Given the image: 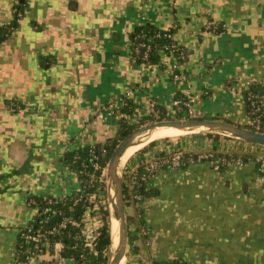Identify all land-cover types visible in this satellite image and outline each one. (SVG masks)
I'll use <instances>...</instances> for the list:
<instances>
[{
	"label": "crops",
	"instance_id": "1",
	"mask_svg": "<svg viewBox=\"0 0 264 264\" xmlns=\"http://www.w3.org/2000/svg\"><path fill=\"white\" fill-rule=\"evenodd\" d=\"M146 23L174 29L187 51L181 80L172 61L132 56V33ZM0 27V264H25L18 245L37 214L32 196L81 187L65 154L115 138L125 97L137 115L157 105L173 115L177 94H190L203 116L242 125L251 124L245 89L264 83V0H0ZM244 151L264 148L196 131L132 158L137 171L156 155L198 157L157 171L132 205L139 249L130 244L128 264H264L256 154L222 169L205 158Z\"/></svg>",
	"mask_w": 264,
	"mask_h": 264
},
{
	"label": "trees",
	"instance_id": "2",
	"mask_svg": "<svg viewBox=\"0 0 264 264\" xmlns=\"http://www.w3.org/2000/svg\"><path fill=\"white\" fill-rule=\"evenodd\" d=\"M8 34V31L5 28L0 27V39L4 38ZM132 44H131V54L138 62H146L144 59V52H142L140 48V44L144 43L146 46L150 47L148 53V62L156 63L159 62L161 59V54L167 45H171L173 43L176 44L178 49H180L181 53L184 56L180 59L182 62H186L187 59V51L186 49L180 45L174 38V29H160L155 26L153 23H146L143 25H139L135 28L131 36ZM182 49L184 51H182ZM169 50V49H168ZM169 53V51H167ZM245 97H246V104L249 116L252 120L253 117L257 116L261 113V123L257 130L264 132V109L262 108V104L260 107L262 110L256 111L254 107H252L248 101V94L251 92L254 93L256 96L260 97L261 92H264V86L261 83H255L248 88L245 89ZM177 99L184 100L186 99V95L178 93ZM124 105L121 107V112L126 116L121 117L118 127V135L113 139L107 140L104 145L101 147L98 146H91L85 147L84 149H78L75 151L67 152L64 157V162L74 171L78 173V177L81 181V187L76 190L75 192L68 194L63 197H57L52 195H34L32 196L37 203L40 204L39 211L41 212L37 217L34 224L38 225V222L42 220L45 229H51L54 226H59L65 216H71L73 221L67 222L65 227H59L60 230L58 233L52 236L53 241L60 240L64 244L63 254L65 256H70L74 258L77 264H107L108 256L107 252L109 251L111 245V217H110V209L104 208L103 205L94 209L95 203L97 200L90 201L91 195L93 193H97L98 188V179L100 178L103 168L106 166L108 159L110 158L112 152L115 149V144L113 143L116 141V144L119 143V140H122L127 135H129L136 127L139 119L143 122L147 119H151V114L143 115L141 118L137 119L135 116L138 113L136 103L129 97H125ZM154 110L157 113V117L159 120L161 119H168L171 115L170 111L160 107L157 105ZM176 118L183 119L187 116V109L181 106L180 109L177 110L176 108ZM154 115V113H152ZM156 116V115H155ZM202 118H210V119H220L219 117H213L204 115ZM142 122V123H143ZM245 127L256 129L253 125L248 124ZM209 134H214L216 136L220 135V133L216 132H208ZM231 137V136H229ZM154 144V143H153ZM216 147V143H215ZM105 148L107 152L102 155L101 149ZM91 149H93L94 153H91ZM221 157H226L229 159L230 162H234L237 158L236 155H219ZM216 155V156H217ZM195 159H198L195 157ZM217 159V157H216ZM95 164L99 165V168H95ZM145 165L141 164L136 173L137 175H142L145 171ZM227 166V165H225ZM224 165L220 168H224ZM258 172L261 176H264V169L262 167V163L260 161L257 163ZM96 180L92 181V176ZM151 178H147L143 181L140 186H136L135 188L131 189L130 185L127 182H124V198L126 205H129L131 201V190H134L135 193L141 195V199L147 196L150 193V187L148 182ZM53 199L54 202L47 203L44 199L46 198ZM139 203H136L139 205ZM139 207V206H138ZM45 208V210H44ZM91 209L92 214H96L101 211L103 216V224L98 229V235L93 243V249L86 248L85 250L82 248V240L80 238L82 233V228L84 226V222L82 221V217L87 209ZM127 223L129 227V243L131 244L133 251H137L139 249L138 246L134 244V241L139 238L136 233H133L131 230V226L136 223V219L133 216L127 215ZM143 224V228H145L144 220L141 221ZM137 232V228L135 229ZM148 238V236H146ZM18 245V253L19 258L23 260L26 257V254L23 252L25 245L23 239H20ZM26 246V245H25ZM81 254H84L85 257L81 258ZM161 263H171V264H187L183 260H175V261H166Z\"/></svg>",
	"mask_w": 264,
	"mask_h": 264
},
{
	"label": "built area",
	"instance_id": "3",
	"mask_svg": "<svg viewBox=\"0 0 264 264\" xmlns=\"http://www.w3.org/2000/svg\"><path fill=\"white\" fill-rule=\"evenodd\" d=\"M141 50L144 52V59L146 62H148V53L150 50L149 46H146V44L141 43L140 45ZM169 49V50H168ZM169 51V53H167ZM182 51H184L182 49ZM161 55H164L165 58H161L159 61L160 65L167 66V64L172 61L168 65L169 70L171 72V75L173 77L174 81H179L183 77V68H184V62H182L180 59L184 56L183 53H181L180 49L176 46L175 43L171 45L165 46L163 52ZM169 61V62H168ZM264 86V83H262ZM120 104L119 111L121 113V117L127 115L123 114L121 112V107L124 105V101ZM195 99L192 97V95L187 94L186 99L180 100L175 99L174 100V107L178 109L181 108V106L185 107L187 109V116L184 119H199L203 117V114L200 110L196 108L195 105ZM248 101L252 107L255 108L256 111L262 110L260 107V104H262V98L256 96L254 93L248 94ZM261 113H259L257 116L253 117L251 120V125L256 124L254 127L256 129L259 128L261 121ZM91 153H94L93 149L90 150ZM107 152L105 148L101 149V154L104 155ZM212 156L209 155L205 156V158H211L213 160V165L216 169H220L221 166L230 165L231 162L226 157H221L220 159H214ZM198 158V157H197ZM195 156H193L192 159H187L181 152H177L174 155L165 158V159H157L154 161H150L145 165V172L142 175H137L136 171H131V189L135 188L136 186H140L143 181L147 178H151L156 174L157 171L164 169V168H176L183 164H185L187 161H194ZM258 159V158H257ZM259 160V159H258ZM262 163L264 167V157H262ZM261 161V159L259 160ZM240 163V162H238ZM95 168L98 169L99 165L95 164ZM94 177V174L92 178ZM131 195H133L134 199H131L135 203H139L141 199V195L138 193H135L134 190H131ZM94 197V194L91 195L90 201H94L95 199H92ZM46 198V197H45ZM47 201V203L54 202L53 199L46 198L44 199ZM33 203L35 204L37 208V214L33 218V220L29 223L27 227L23 229L21 232V238L23 239L25 247L23 252L26 254V257L23 259L25 264H77L76 260L70 256H65L63 254L64 250V244L62 241L57 240L53 241L52 236L59 232V227H65L67 222L73 221V218L71 216H65L62 223L59 226H54L51 229H45L43 221L40 220L38 222V225L34 224L36 221V217L41 213L39 211L40 204L37 203L35 199H33ZM45 210V208H44ZM98 218V220H97ZM93 215H91V209H87L82 217V221L84 222V226L82 228L81 233V240H82V248L85 250L86 248L93 249V243L98 235V229L103 224L101 221L102 219L100 217H96L97 223L96 227L93 226ZM100 224V225H99ZM85 255L81 254V258H84ZM166 264V263H161ZM171 264V263H167Z\"/></svg>",
	"mask_w": 264,
	"mask_h": 264
},
{
	"label": "water",
	"instance_id": "4",
	"mask_svg": "<svg viewBox=\"0 0 264 264\" xmlns=\"http://www.w3.org/2000/svg\"><path fill=\"white\" fill-rule=\"evenodd\" d=\"M143 52V50H142ZM138 122H141L139 119ZM252 125H256L255 123ZM161 126H174L189 132L208 131L236 137L253 144L264 146V132L257 129L245 127L221 119L199 118V119H172L160 120L135 128L129 135L116 145L107 164L108 197L112 207L113 216L118 220L119 241L114 243V233L111 230V245L107 264H120L123 256L128 257L129 252V227L127 223V206L124 198V179L121 174V158L132 145L140 143L137 137L151 133ZM113 190V194H112Z\"/></svg>",
	"mask_w": 264,
	"mask_h": 264
},
{
	"label": "rangeland",
	"instance_id": "5",
	"mask_svg": "<svg viewBox=\"0 0 264 264\" xmlns=\"http://www.w3.org/2000/svg\"><path fill=\"white\" fill-rule=\"evenodd\" d=\"M152 113H154V115L152 114ZM151 119L149 118V119H147L146 121H142L141 120V122H138L137 124H136V127L135 128H137V127H139V126H142V125H146V124H150V123H152V122H156V121H160L159 120V118L157 117V113H156V111L154 110V111H152L151 113ZM149 115V114H148ZM156 115V116H155ZM143 115H137V116H135V118H137V119H139V118H141ZM209 116V115H208ZM172 119H177L176 118V113L175 114H173V115H170L169 117H168V119H161V120H172ZM143 122V123H142ZM246 124H248V122H246V123H244V124H242V125H245V126H247ZM200 132H208V131H200ZM190 133H193V132H186L185 134H182V135H178V136H173V137H163V139L162 138H157L156 140L154 139L153 141H149L147 144H146V146H143V147H141V148H139L138 150H136V151H134V153L131 155V157H129L128 158V160L125 162V163H123L122 164V167H121V174L123 175V179H124V182H127L129 185L131 184V176H132V170H131V162H130V164H129V161H131V159L132 158H134V157H136V155L137 154H139V153H143V151H145V150H147L149 147H151L152 145H154L156 142H162V141H168V139H178V138H180V137H183V136H185V135H189ZM143 135H146V134H143ZM143 135H141V137H143ZM117 136H119L118 135V133H117ZM141 137H139L138 136V138H141ZM232 137V136H231ZM235 139H239V138H236V137H234ZM242 140V139H241ZM121 140H119V142H120ZM243 141H245V140H243ZM248 142V141H247ZM154 143V144H153ZM250 143V142H249ZM261 147H263L264 148V146H261ZM245 152V151H244ZM236 156H237V158L235 159V161H234V163H238V162H240V163H242V161H243V159L245 158V157H251L252 156V154H256V153H252V152H245V153H234ZM174 155V154H173ZM213 155V154H212ZM224 155H232L231 153H226V154H224ZM170 156H172V155H156L155 157H153V159H150L149 161H147V162H145V164H147V163H149L150 161H154V160H157V159H165V158H168V157H170ZM186 156V155H185ZM193 154H190V155H187L186 156V158L187 159H192L193 158ZM213 158H216L217 157V159H220L219 157L220 156H216V155H214V156H212ZM262 157H264V152H261V153H259V154H256L255 155V161H256V163H258L259 162V160L261 159V161H260V163H262ZM259 160H258V159ZM229 160V159H228ZM108 161H109V159H108ZM108 161H107V164H108ZM232 163V162H231ZM107 164H106V166L103 168V171H102V174H101V176H100V178H97V177H93L92 178V181L93 180H96L95 178H97L98 179V188H97V193L95 194V193H93L94 194V197L92 198V199H95V200H97V203H95V207H94V209H97L98 207H100L101 205H103V207L104 208H109L110 209V217H111V225H112V218H113V212H112V207H111V204H110V201H109V197H108V185H107ZM130 165V166H129ZM262 167H263V163H262ZM263 169H264V167H263ZM261 177H263L264 178V176H261ZM130 196H132V199H134V197H133V195H130ZM131 199V201L129 202V205L127 206V210H126V213H127V215H130V216H132L133 215V213H134V211L131 209L132 208V205H134V204H136L133 200ZM91 215H93V217H94V219H93V223H94V225L93 226H95L96 227V224L95 223H97V220H98V218H97V220H96V217H100L101 219H102V223H103V216H102V213H101V211H99L98 213H96V214H92V212H91ZM97 225H98V223H97ZM100 225V224H99ZM134 227H135V225H132L131 226V230L133 231V233H136L137 234V232L135 231V229H134ZM129 249H130V243H129ZM107 254V256H109V251L106 253ZM127 260H126V264H128V257L126 258ZM108 261V260H107Z\"/></svg>",
	"mask_w": 264,
	"mask_h": 264
},
{
	"label": "bare ground",
	"instance_id": "6",
	"mask_svg": "<svg viewBox=\"0 0 264 264\" xmlns=\"http://www.w3.org/2000/svg\"><path fill=\"white\" fill-rule=\"evenodd\" d=\"M186 132H189L188 130L185 129H181L179 127H174V126H161L157 129H155L150 136H148V134L143 135V137H141V135L138 138V140H141L140 143L132 145L131 147H129L127 149V151L125 152V154L122 156L121 158V165L120 168L122 167V164L125 163L129 157H131V155L134 153V151L138 150L139 148L146 146V144L149 141H153L154 139L156 140L157 138H162L163 137H173V136H178V135H182L185 134ZM112 194H113V190H112ZM112 231L114 233V243L115 245H117L118 241H119V232H118V227H119V222L118 220L113 216L112 218ZM126 257L123 256L120 260V264H126Z\"/></svg>",
	"mask_w": 264,
	"mask_h": 264
}]
</instances>
